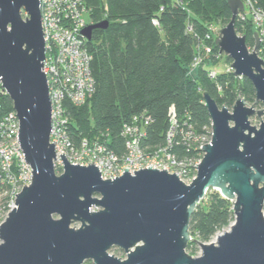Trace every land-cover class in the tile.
I'll list each match as a JSON object with an SVG mask.
<instances>
[{
	"label": "water",
	"instance_id": "obj_1",
	"mask_svg": "<svg viewBox=\"0 0 264 264\" xmlns=\"http://www.w3.org/2000/svg\"><path fill=\"white\" fill-rule=\"evenodd\" d=\"M227 1L232 17L215 43L231 58L234 74L252 82L255 102L238 96L232 108L220 107L204 92L212 139L202 147L197 176L185 183L154 166L104 179L94 161L72 164L65 153L58 174L41 2L0 0V78L33 168L32 183L16 194L17 205L0 226V264H264V119L259 126L251 122L264 116L262 38L255 33L251 50L236 30L243 1ZM108 25L104 19L82 32L91 41L95 29ZM210 188L234 202L236 218L216 241L200 243L202 254L194 257L187 252L191 217ZM115 246L126 259L110 253Z\"/></svg>",
	"mask_w": 264,
	"mask_h": 264
},
{
	"label": "trees",
	"instance_id": "obj_2",
	"mask_svg": "<svg viewBox=\"0 0 264 264\" xmlns=\"http://www.w3.org/2000/svg\"><path fill=\"white\" fill-rule=\"evenodd\" d=\"M183 1L185 6L176 0H86L92 21L107 19L109 25L106 29H95L92 40L87 42L93 55L94 93L82 105H68L70 131L76 142L99 138L123 153L124 125L145 114L152 121L144 125V120H139L146 132L143 141L151 147L164 145L173 126L174 110L178 132L173 151L184 156L188 149H194L187 134L189 129L201 134L212 126L204 92H209L220 106L232 107L238 96L255 102V88L246 77L222 68L217 80H212L202 67L190 71L197 38L187 31L189 23L200 36L205 37L207 32L214 34L210 64H217L216 55L220 51L215 43L216 33L210 26L231 20L228 1ZM255 1L264 9V0ZM155 17L159 26L153 23ZM236 30L246 36L248 46L253 49L257 28L252 18L237 19ZM260 55L264 58V42ZM227 59L231 60L228 56ZM0 104L4 112L13 110L8 94H0ZM235 218L234 202L210 188L192 214V240L187 250L196 243L210 242L229 228Z\"/></svg>",
	"mask_w": 264,
	"mask_h": 264
},
{
	"label": "built area",
	"instance_id": "obj_3",
	"mask_svg": "<svg viewBox=\"0 0 264 264\" xmlns=\"http://www.w3.org/2000/svg\"><path fill=\"white\" fill-rule=\"evenodd\" d=\"M244 10L239 11L237 19L245 21L252 18L257 32L264 42V9L255 0H242ZM42 27L45 40L46 58L43 70L47 77L52 102V132L50 141H55V168L63 172L64 162L60 154L72 164L99 165L104 179L123 175L125 168L134 174L136 170L154 166L157 169H167L170 173L179 174L185 183H191L197 176L198 164L204 156L203 145L211 142L212 128L207 132L195 134L189 129L187 134L194 142L193 151L179 156L173 151L178 132V122L172 111L173 126L168 131L166 143L151 147L143 141L146 132L139 120L148 125L152 118L143 114L135 116L130 123L123 127L125 151L119 153L112 149L107 141L99 138L90 140L83 138L76 142L70 131L71 115L68 105H82L95 91V78L92 72L93 55L88 48V39L83 29L88 24L85 14L90 15L86 0H40ZM179 5H186L183 0H176ZM156 26L160 25L157 17L153 19ZM214 25L210 29L214 30ZM187 31L197 38L195 55L191 63V72L202 67L206 69L210 79L217 80L220 73L222 54L216 55L217 64H210L214 54L212 40L214 34L207 32L200 36L192 23ZM216 40V39H215ZM232 64V63H231ZM231 64H225V71H232ZM221 90L222 86L218 85ZM7 94L0 78V94ZM20 120L14 109L4 112L0 104V226L5 222L9 213L16 207V199L25 184L32 183V166L27 163L24 151L18 142ZM191 128V126H189ZM212 127V126H211ZM95 210V208L93 209Z\"/></svg>",
	"mask_w": 264,
	"mask_h": 264
},
{
	"label": "rangeland",
	"instance_id": "obj_4",
	"mask_svg": "<svg viewBox=\"0 0 264 264\" xmlns=\"http://www.w3.org/2000/svg\"><path fill=\"white\" fill-rule=\"evenodd\" d=\"M22 14H23V17L25 18V16H26V12L25 11H23L22 12ZM85 20H86V22L89 24L90 22H91V17H90V15L89 14H85ZM226 24H222V23H218V24H216V25H214L215 27H214V30H215V33H216V37H218L219 36V34H220V30L225 26ZM252 50V49H251ZM232 63V60H228L227 59V55H225V54H223V56H222V59H221V67L219 68L220 70L225 66V64H231ZM225 70V69H224ZM236 102V101H235ZM234 102V103H235ZM252 104H254V103H249L248 102V105H252ZM220 106V105H219ZM221 107V106H220ZM229 107V106H228ZM229 108H232V107H229ZM256 108L257 109H261V108H263V104H257L256 105ZM262 119H264V116L262 117V118H259L257 115L256 116H253V117H251V122H252V124L253 125H256V126H259L260 125V123H261V120ZM212 128V127H211ZM209 129L210 128H208V129H206L205 130V132H207V131H209ZM204 157V156H203ZM57 171V170H56ZM57 173L58 174H60V172H58L57 171ZM95 210H99L98 208H95ZM233 224V223H232ZM230 229V227L229 228H227L225 231H227V230H229ZM216 237L217 236H215L210 242H214V241H216ZM210 242H207V243H210ZM187 252L190 254V255H192V256H194V257H196V256H200L201 254H202V248H201V244L200 243H196V244H194L192 247H191V249H189V250H187ZM110 253L111 254H113V255H115V256H117V257H120V258H122V259H126L127 258V253L123 250V249H121V248H119V247H117V246H115V247H112L111 249H110ZM84 264H95L92 260H86L85 261V263Z\"/></svg>",
	"mask_w": 264,
	"mask_h": 264
}]
</instances>
